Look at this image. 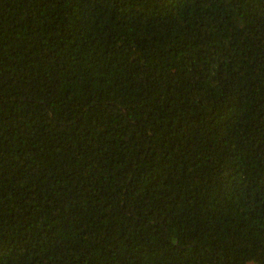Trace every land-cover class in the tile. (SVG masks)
Masks as SVG:
<instances>
[{
  "label": "trees",
  "instance_id": "trees-1",
  "mask_svg": "<svg viewBox=\"0 0 264 264\" xmlns=\"http://www.w3.org/2000/svg\"><path fill=\"white\" fill-rule=\"evenodd\" d=\"M0 264H264V0H0Z\"/></svg>",
  "mask_w": 264,
  "mask_h": 264
}]
</instances>
